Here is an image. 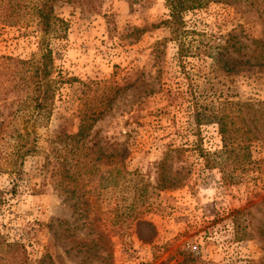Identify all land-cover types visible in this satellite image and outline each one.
I'll use <instances>...</instances> for the list:
<instances>
[{"label":"rangeland","instance_id":"1","mask_svg":"<svg viewBox=\"0 0 264 264\" xmlns=\"http://www.w3.org/2000/svg\"><path fill=\"white\" fill-rule=\"evenodd\" d=\"M24 1L33 5L40 0ZM56 11L70 28L65 39L48 40L54 77L62 82L48 124L38 129L44 152L28 160L16 194L10 192L17 177L0 169V233L26 246L30 264H38L46 253H60L66 264H82L83 255L62 233L77 223L71 201L43 170L44 154L56 135L77 133L84 91L90 89L91 95L117 85L121 94L91 136L107 153L117 148L133 175L114 189L90 186L84 197L94 203L108 230L115 227L112 210L131 207L134 219L155 225L157 237L152 245L143 244L126 224L130 235L113 239L114 263L182 264L189 252L196 264H264V143H254L247 170L225 182L202 158V153L222 150L219 127H197L191 94L195 91L209 109L229 99L264 102V64L253 58L255 41L264 40V15L245 16L211 3L185 13L184 26L174 30L163 23L170 15L167 0L63 1ZM36 31L30 16L20 27L0 25V57L39 54L41 35ZM229 34L241 41L242 55L212 59L208 53L218 51ZM180 46L187 57L180 58ZM213 53L218 57L220 52ZM4 87L0 78V97ZM163 161L178 187H158ZM0 165L5 167L4 162ZM136 186L141 190L138 198ZM246 208L250 236L238 242L232 215ZM85 233L79 231L80 237ZM87 264L104 263L95 258Z\"/></svg>","mask_w":264,"mask_h":264},{"label":"trees","instance_id":"2","mask_svg":"<svg viewBox=\"0 0 264 264\" xmlns=\"http://www.w3.org/2000/svg\"><path fill=\"white\" fill-rule=\"evenodd\" d=\"M63 1L76 0H40L33 5H27L24 0H0L1 26L20 27L30 16L35 22L37 34L41 35L38 40L39 54L29 59L0 57V78L5 84L4 93L0 97V164L4 162L6 167L0 165V169L17 177L11 194L17 193L18 181L25 175L28 160L44 152L39 146L38 129L48 124L62 82L54 77V52L48 40L65 39L70 29L69 23L56 13L57 5ZM167 3L170 15L163 23L174 30L184 26L185 13L206 9L211 3L227 5L245 16L264 15V0H167ZM255 44L253 58L264 64V40L255 41ZM180 47V58L187 57L183 47ZM216 48L218 51L212 50L208 54L218 62L221 60L219 56H239L244 49L234 34H229L227 40ZM213 52L220 53L215 57ZM90 92V89L84 91L85 100L77 133L59 134L49 141V151L44 154L43 170L53 178L51 181L54 188L71 201L73 217H76L77 223L73 226L69 223L70 226L62 229V233L72 248L83 255L82 264L93 262L95 258L101 259L104 264H115L113 239L130 235L126 233V224H130V231L146 245L154 243L157 229L150 221L134 219L130 214L135 211L134 208L121 207L112 210L115 214V227L113 231L108 230L95 212L94 203L86 201L84 197L90 186L97 184L99 190L114 189L133 175L128 170L124 155L116 151L117 148L113 153H107L100 147V142L91 136L97 124L111 111L122 89L117 85H108L98 88L91 95ZM191 92L195 124L197 127L217 125L223 143L222 150L214 155L202 153L204 164L210 170H219L223 180L230 183L235 174L246 171L251 164L252 145L264 143V102L255 104L229 99L209 109L200 103L195 91ZM168 173V162L163 161L158 168L159 188L172 189L179 186L173 183ZM42 187L45 188V183ZM140 191L136 186V198ZM34 192L42 194L43 190L34 188ZM249 209L235 211L232 215L234 235L238 242L250 236ZM79 231L86 233L80 237ZM56 259L60 264H66L60 253L56 256L46 253L38 264H57ZM30 262L23 243L9 242L0 233V264ZM182 264H196V258L192 253H184Z\"/></svg>","mask_w":264,"mask_h":264}]
</instances>
